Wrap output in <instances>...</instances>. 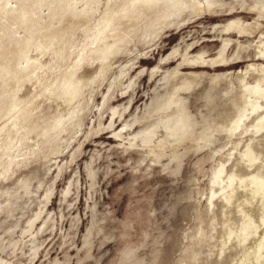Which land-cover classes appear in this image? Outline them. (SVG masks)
<instances>
[{"label":"rangeland","instance_id":"1","mask_svg":"<svg viewBox=\"0 0 264 264\" xmlns=\"http://www.w3.org/2000/svg\"><path fill=\"white\" fill-rule=\"evenodd\" d=\"M59 1L0 0V264H237L264 0Z\"/></svg>","mask_w":264,"mask_h":264},{"label":"bare ground","instance_id":"2","mask_svg":"<svg viewBox=\"0 0 264 264\" xmlns=\"http://www.w3.org/2000/svg\"><path fill=\"white\" fill-rule=\"evenodd\" d=\"M62 2V0H60ZM59 1V2H60ZM59 4V3H58ZM63 6V5H62ZM26 18V17H25ZM28 62V61H27ZM30 63V62H29ZM27 64V63H26ZM20 67V66H19ZM57 70V69H56ZM11 73V72H10ZM12 75V74H11ZM10 75V76H11ZM16 74H14L12 77H11V81L12 83L14 84V87L17 86V81H16ZM20 77V83H19V87L26 81L24 79V76L23 75H19ZM66 82V81H65ZM73 87V86H72ZM60 90H58L59 92ZM72 91V90H71ZM53 92V91H52ZM14 94V93H13ZM53 95V94H52ZM55 98V97H54ZM56 127V125H55ZM33 140V139H32ZM39 146V145H37ZM250 165V164H249ZM230 182V181H229ZM242 185H244V189H243V192L249 197L251 198L252 200L256 199V198H259L263 208H264V179H261L259 177H256V178H251L250 180L248 181H245ZM257 185V187L255 186ZM235 195H227L225 197V200L227 202H231L232 199L234 198ZM247 200V199H246ZM255 202V201H254ZM226 203V202H225ZM240 204V203H239ZM242 204H245L246 205V202H242ZM249 206V205H248ZM248 216V214H247ZM246 217V216H245ZM244 217V218H245ZM255 219V218H254ZM261 221L263 222L264 224V212L262 214V219ZM250 226H253V222H247L246 223V227H250ZM231 233V232H230ZM250 232H246L245 233V236H244V241L246 242V240L250 237ZM231 235V234H230ZM228 235V241H230L231 239V236ZM234 235V234H233ZM233 238H236L233 237ZM229 247V246H228ZM245 254L240 258V260L237 262V264H264V237L261 241H259L256 245H254V247L249 250V251H246L244 252Z\"/></svg>","mask_w":264,"mask_h":264}]
</instances>
